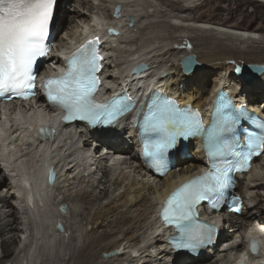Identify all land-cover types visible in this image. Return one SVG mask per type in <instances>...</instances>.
I'll return each instance as SVG.
<instances>
[{"label": "bare ground", "instance_id": "bare-ground-1", "mask_svg": "<svg viewBox=\"0 0 264 264\" xmlns=\"http://www.w3.org/2000/svg\"><path fill=\"white\" fill-rule=\"evenodd\" d=\"M70 1L60 0L58 17L60 21L56 26V31L59 32L63 27L71 10L73 16L71 19L69 18L70 27H68L67 37L63 36L59 43L58 39H55L59 49L68 43L67 41L80 37L83 33L82 28L94 20H90L86 15L87 12L83 11L85 8H88L93 14V10L110 11L108 2L113 5H123L119 0H75V8L68 10L66 5ZM201 1L160 0L161 8L159 9L154 8V5L149 1L143 0L141 16L134 14V9L132 10L134 5L123 10L122 16L118 18L114 16L113 10L108 12L110 16H108L107 23L114 24L116 22L118 27L124 25L121 29L122 32L124 28L131 29L128 24L130 20H127V15L131 13L132 19L136 22L150 17V20L145 24L140 23L134 27L140 31L142 36L150 29L164 26H171L179 31L197 30L205 34L194 38H190L191 35L187 37L156 35L145 41L141 37L136 39L137 35L135 38L130 36L131 39L133 38L130 41L118 39L119 43L125 44L122 45L125 48L121 49L116 44L118 48L115 50V57H110L106 61L105 73L118 86L125 85L129 90L136 92H143L146 87L151 85L157 86L165 89L171 95L178 96L180 101L192 103L195 107L203 110H210L212 99L216 97L217 90L220 86H224L225 89L235 91L234 94H237L238 100L246 102L253 111L264 117V108L262 107L264 103H259L261 99L264 100V74L260 75L251 86L242 85L241 82L244 79L236 77L234 74L235 69L245 64H264V57L251 58L254 55L264 54V41L263 43L259 41L260 38L254 32L256 29L264 32V4L257 0H235L237 6L229 4L223 9L220 7L216 9L217 16L221 18L229 16L227 19L216 21L213 18V21H209L205 17L193 15V12L200 8ZM206 1L209 2V0ZM210 1L215 2L216 0ZM248 4L256 5L261 8V11L258 13L259 9L257 8L253 12H248L246 9ZM237 12H240L246 21H248L247 18L253 19L255 14V18H261L262 26L254 29L244 23L228 24V20L234 17ZM172 14L179 18L175 23L172 22ZM168 15L172 20H168L169 18L165 20ZM154 18L157 19L153 20ZM123 36L122 33L121 37ZM212 36L220 38L214 45L210 41ZM196 38L203 39V42L194 45L193 49L190 42ZM223 39L231 40L232 43H221L220 41ZM200 46H202L203 52H200L199 55L197 48ZM106 49L108 53L113 51L108 46ZM227 50L232 54H225ZM189 54L194 55L199 62L203 63L192 72L185 73L182 59ZM141 57L149 65V73L145 77L138 78L135 75H130L127 68L131 60ZM231 59L234 61L229 63L228 60ZM56 60L61 63L60 59H54V61ZM61 132L64 141H61L60 144L64 146V149H62V155L59 158L48 160L45 153L41 151L43 143L39 140H36L38 148L33 153L27 151L23 154L30 160H35L38 157H41L43 162L48 160L50 165H56L59 173L53 209L48 213V216H44L45 218H41L44 214L39 211L34 218L25 213L27 207L32 208L35 204L34 200H29V204L24 198L18 203L14 202L17 197L14 195L13 185L7 177L3 176V170L0 169L2 264H22L21 257L32 254L30 246L34 239L41 240L47 237L51 245L58 240V246L65 245L66 237L69 239L65 247V254L60 251V247L56 248L57 252L53 259L56 264H226L230 263L239 249L245 246L243 241L238 246L233 245V239L249 228L251 222L259 220L258 224H264V194L261 191L258 192L260 189L264 190V157L260 156L256 159L255 168L248 174L250 182L247 187L244 183H242L244 186L241 184L242 194L249 197L246 203V212L242 215H229L223 225L218 243L205 250L198 258L177 255L172 260L171 247L166 243V238L161 233L157 215L158 205L179 184L199 173V169L206 160L203 152L191 146L189 150L193 154L192 159L180 160L177 156V167L167 176L158 178L146 171L142 165L136 164L139 157V144L136 136L126 127L121 129L116 127L104 135L97 131L91 133L84 131L77 135L71 133L70 129H61ZM31 147L29 144L30 150H32ZM2 150L8 152V155L5 156L7 164L9 159L15 161V164L19 163L18 155L14 154L13 148L8 147L0 138V151ZM15 155L16 157H14ZM80 160L83 161V164H78ZM110 160L112 163H109ZM7 164L8 173L12 176L13 165L7 166ZM18 165L19 168L26 169L25 165L21 163ZM77 171H83L81 178L77 177ZM82 182L92 185L93 189L91 191L80 189L76 193V197L82 196L86 204H95V202L105 199L106 202L101 205L99 203L100 206L95 209L91 218L93 227L86 228L85 233H82L84 235L80 244H75L81 220L86 217V214L85 210H77L71 205L72 201L69 196L73 188L77 184H83ZM14 189H17L16 182ZM256 189L257 193H255ZM40 202L44 203L43 198L36 201L37 205H40ZM75 202L74 199L73 203ZM62 204L67 205V211L60 214L59 208ZM20 211L22 212L20 213ZM58 220L64 225L63 233L68 234H65L64 237L61 236L63 239L56 235V232L52 231L53 235H49L50 232H48V225L53 226L54 221L59 227ZM244 221L247 222L245 228L242 227ZM91 231L94 232L90 234ZM253 232L261 236L259 228H254ZM63 233L59 234L63 235ZM224 244L229 247L221 248ZM14 245L15 248H12ZM88 247L91 249L85 250L86 253L80 262L71 261L78 254L77 251ZM94 252H96L95 256L92 259L89 258V254ZM104 252H110L111 256L101 259L99 256ZM12 255L14 256L12 257ZM68 259L70 261L66 262Z\"/></svg>", "mask_w": 264, "mask_h": 264}, {"label": "snow or ice", "instance_id": "snow-or-ice-1", "mask_svg": "<svg viewBox=\"0 0 264 264\" xmlns=\"http://www.w3.org/2000/svg\"><path fill=\"white\" fill-rule=\"evenodd\" d=\"M56 4L57 0H0V92L13 91L24 98L34 93V65L38 57L48 54L46 41L54 23ZM97 43L89 41L77 49L68 58L67 71L45 81L48 100L67 113L64 120L80 119L93 126L108 125L135 104L127 95L106 103H97L92 98L99 84L95 75L99 70L98 61L102 59L94 47ZM184 63L188 71L190 58H185ZM141 70L142 67H138L134 71ZM242 117H245L244 110L235 108L223 93L217 97L216 118L207 127L197 112L188 108L181 110L174 100L161 95H155L146 104L144 117L138 123L142 133L157 137L144 142V153L156 159L157 170L162 168L160 159L176 147L178 140L201 134L211 162L208 171L187 180L165 202L162 218L177 229L178 235L173 238L175 248L195 251L211 241L215 225L201 223L196 206L210 201L211 207L216 209L230 186L228 173L246 169L252 156L264 150V122H253L259 131H244V145L230 142L229 137ZM226 155L236 157V162L229 163L224 159ZM257 250L258 245L253 241L252 251Z\"/></svg>", "mask_w": 264, "mask_h": 264}, {"label": "rangeland", "instance_id": "rangeland-1", "mask_svg": "<svg viewBox=\"0 0 264 264\" xmlns=\"http://www.w3.org/2000/svg\"><path fill=\"white\" fill-rule=\"evenodd\" d=\"M147 1H149L151 4H153L154 5V8H161V5H160V0H147ZM177 1H179V0H177ZM257 1H259L260 3H262V4H264V0H257ZM202 3V4H201ZM201 5H200V8L199 9H196L194 12H193V15L195 14L196 16H202V17H205V18H207V19H209V21H213L212 19L214 18L216 21H224L223 19H227L226 18V16H224V17H220V16H217L216 15V13H217V11H216V9L217 8H225V7H227V6H229V4H231V5H234V6H237V4H236V1L235 0H216L215 2H211L210 0H209V2L208 1H206V0H202L201 1ZM70 5V6H69ZM68 5V10L69 9H74L75 8V5H76V1L75 0H71L70 1V4ZM142 7H143V5L141 4L138 8L139 9H142ZM83 8V7H82ZM149 8H151V7H149ZM258 7L256 6V5H252V4H248V5H246V9H248V12L249 11H251V12H253V10L254 9H257ZM86 9L89 11V9L88 8H85L83 11H85L86 12ZM259 10H258V13H259V11H261V8H258ZM89 13H90V15H91V12L89 11ZM88 12L86 13V15L87 16H89V18H90V20L91 19H94V18H91V16L90 15H88L89 14ZM142 13V12H141ZM225 13V12H224ZM225 15H227V14H225ZM73 16V12H72V10L68 13V16H67V20H66V24H64V30H63V32H62V34H59L58 33V37H57V39H58V43L61 41V39H62V37L63 36H67V34H68V27H70V19H71V17ZM171 17H173L172 15H171ZM70 18V19H69ZM169 18V19H168ZM157 18H154L153 20H156ZM166 19H168V20H174V17L171 19L170 17H169V15L168 16H166L165 17V20ZM248 19V21H246L245 19H244V17L241 15V13L240 12H237L235 15H234V17H232V18H230L229 20H228V24H232V23H244L245 25H248V26H250L251 28H254V29H256V28H260L261 26H262V23H261V18H255V14L253 15V19H249V18H247ZM150 20V19H149ZM148 19H146V20H144V22L146 23V22H148L149 21ZM245 20V21H244ZM134 28V27H133ZM136 30V31H135ZM132 31V32H131ZM257 31V32H256ZM256 31H254L255 32V34H256V36H258L260 39H259V41H262V43H263V41H264V32H262V31H260V30H257L256 29ZM66 32V33H65ZM129 33V34H128ZM127 33V35L130 37H132V36H134V38H135V36H136V39L138 38V37H141L142 39H143V41H145V40H147V39H151L152 37H154V36H156V35H161V36H166V35H175V36H179V35H183V36H188V35H191L192 37H190V38H194V37H200V36H202V35H204L205 33H202V32H200V31H197V30H192V31H189V30H176L175 28H172L171 26H168V27H166V26H164V27H157L156 29H150V30H148L145 34H143V36L140 34V31H138V29L137 28H134V29H131L129 32ZM131 33V34H130ZM202 33V34H201ZM209 36H211V35H209ZM213 38H211L210 39V41H211V44L212 45H214V44H216V42H218V40L220 39V38H217V37H214V36H212ZM201 42H203V39H201V40H198L197 38L196 39H194V40H192V42H190L192 45H193V49H194V45H197V43H199V44H201ZM221 43H225V42H227V43H232V41L231 40H224L223 39V41H220ZM189 43V42H188ZM237 43H239V42H237ZM116 44H118V43H115V45ZM264 44V43H263ZM262 44V45H263ZM60 45H62V44H60ZM202 46H200V47H196L197 48V51L199 52V55L201 54L200 52H203V50H202V48H201ZM122 49H124L125 47L123 46V47H121ZM127 48V47H126ZM129 48V47H128ZM232 54V52H230L229 50H227V51H225V54ZM264 57V54H261V56H251V58H255V59H258V58H263ZM229 61V63H232V61H234V60H228ZM201 63H203V62H201ZM253 79V78H252ZM253 80H255V79H253ZM260 104L261 103H264V100L263 99H261L260 100V102H259ZM262 107L264 108V104H262ZM190 154H191V152H190ZM193 155V154H192ZM192 155H191V157H189L190 159H192ZM262 157H264V156H262ZM264 161V160H263ZM184 166H185V164H184ZM83 184H81V185H79V184H75L76 185V187L75 188H73V190H72V192H71V194H70V196H69V199L72 201V203H71V205L72 206H74L77 210H85L84 212H85V218L83 219V220H81L82 221V223L80 224L81 226H79L80 228H79V231L77 232V240H76V242H75V244H80V242H81V240H82V238H83V235L84 234H82V233H85V231L87 230L86 228H91V227H93V224L91 223V218H92V215L94 214V211H95V209H97L98 208V206H100L102 203H104V202H106V199L105 200H102L101 202H95V204H86L85 203V200H83V198H82V196L80 197H76V193L80 190V189H85V190H87V191H91V189H93V187H92V185H90V184H87V182H82ZM80 186V187H79ZM244 186V185H243ZM259 191H261L263 194H264V190H262V189H260V190H258V192ZM255 193H257V189H256V192ZM74 199H75V203H73V201H74ZM251 201V200H250ZM98 203V204H97ZM99 203H100V205H99ZM255 203H257V201H255ZM75 204V205H74ZM84 205V206H83ZM254 205H256V204H254ZM254 206H252V208H253ZM92 210V211H91ZM242 223H244V224H242V227H245V225H246V221H244V222H242ZM250 224V223H249ZM262 226H264L263 224H262ZM52 230H53V227L52 226H49L48 225V232H50L49 233V235H51V233H52ZM242 231H243V228H242ZM81 232V233H80ZM92 232H94V231H91L90 232V234H92ZM66 235H68L67 233H65ZM65 234L63 233V235H62V237H64L65 236ZM41 235V234H40ZM61 237V238H62ZM44 238H46V236H44ZM81 238V239H80ZM84 238H85V236H84ZM63 239V238H62ZM64 240H66L67 242H68V240L69 239H67V237L64 239ZM2 238L0 237V264H2L1 263V258L3 257V247H2ZM65 243V245H62V246H58L57 245V243H58V240H56L55 241V244H53V245H51V242L49 241V238L47 237L46 239H41V240H38V238L37 239H34V241H33V243L31 244V246L30 247H32V254H29V255H26L27 257H21V260H22V264H54L55 262H53V259H54V256H55V254H56V252H57V249L60 247V251L61 252H63L64 254L66 253V245L68 244V243ZM79 242V243H78ZM42 244H44V247H42ZM96 245L98 244V242L97 243H95ZM58 247V248H57ZM12 248H15V245L14 246H12ZM42 248V249H41ZM57 248V249H56ZM89 249H91V248H85V249H81V250H79V251H77V253L78 254H76V256L74 257V258H72V260L71 261H76V262H80L81 260H82V256L86 253L85 252V250H89ZM95 253L96 252H94L93 254H89V258H93L94 256H95ZM102 254L103 253H101L100 254V258L101 259H104L103 257H102ZM16 255V254H15ZM14 255H12V257H13ZM91 256V257H90ZM10 258H11V256H10ZM74 259V260H73ZM107 259V258H106ZM68 261H70V259H68V260H66V262H68ZM169 263H170V261H169ZM4 264H6V263H4ZM7 264H11V263H7ZM56 264V263H55ZM59 264H62V263H59ZM77 264V263H76Z\"/></svg>", "mask_w": 264, "mask_h": 264}, {"label": "water", "instance_id": "water-1", "mask_svg": "<svg viewBox=\"0 0 264 264\" xmlns=\"http://www.w3.org/2000/svg\"><path fill=\"white\" fill-rule=\"evenodd\" d=\"M185 58H190L191 60V63L189 65V70L187 72L197 69L201 66V62H199L194 55H190ZM185 58L182 61L184 69H185V63H184ZM239 69H240L239 72L235 70V74L246 80H252V78L256 80L260 75L264 74V64L248 63L243 65ZM63 209L65 208L63 207ZM59 227L60 229H62V226ZM108 255L109 252L102 254V256H108Z\"/></svg>", "mask_w": 264, "mask_h": 264}]
</instances>
